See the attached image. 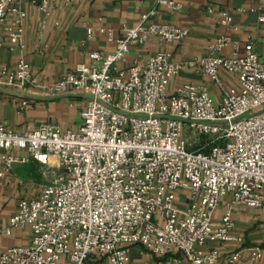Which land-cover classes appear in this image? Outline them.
Wrapping results in <instances>:
<instances>
[{
  "label": "built area",
  "instance_id": "built-area-1",
  "mask_svg": "<svg viewBox=\"0 0 264 264\" xmlns=\"http://www.w3.org/2000/svg\"><path fill=\"white\" fill-rule=\"evenodd\" d=\"M80 1L0 0V31L21 48L25 2L49 16ZM155 2L182 8L179 0ZM157 13L153 8L142 14L119 37L108 30L111 52H90L89 62L52 82L33 76L22 55L14 66L0 65V87L86 96L77 129L42 122L16 132L0 124V177L29 158L52 166L54 156L59 168L36 197L19 201L9 225L29 226L32 237L1 250L0 264H85L92 255L130 264L128 247L134 244L156 256L178 250L187 264H234L241 258V250L221 255L209 245L240 239L233 232L235 206L264 209V55L250 42L243 53L232 42L230 54L222 55L231 44L223 34L203 56L175 61L158 51L120 67L130 49L151 36L167 44L187 36V29L159 20ZM219 14L222 25L231 23L226 11ZM258 20L264 21V7ZM185 69L199 70L213 87L185 83L169 92ZM185 125L211 137L188 150ZM247 250L249 264H257L262 249Z\"/></svg>",
  "mask_w": 264,
  "mask_h": 264
},
{
  "label": "crops",
  "instance_id": "crops-1",
  "mask_svg": "<svg viewBox=\"0 0 264 264\" xmlns=\"http://www.w3.org/2000/svg\"><path fill=\"white\" fill-rule=\"evenodd\" d=\"M179 11L157 6L155 0H81L70 8L59 7L45 16L35 4L25 2L27 15L22 37L23 47L12 45L5 32L0 31V65L14 66L22 55L29 64L33 76L43 82L62 78L79 62H89V53H109L114 46L107 40L108 30L114 37L122 35L125 28L134 27L145 14L156 8L161 21L188 30L187 36L178 44H167L155 36L146 43L130 49L126 59L118 63L122 68L130 67L137 58L165 51L175 61L187 60L206 55L208 44L220 35H228L231 44L221 54L231 52L236 42L239 52L252 43L259 55H264V21L258 20L264 0H179ZM221 10L232 18L229 25L220 23ZM92 29L89 35L87 29ZM210 80L199 70L185 69L174 77L169 92L185 83ZM216 92V89H212ZM26 105L22 107L21 102ZM86 96L76 92L45 94L27 88L23 91L0 87V124L6 129L24 132L42 122H55L63 130L77 129L81 123L80 113L85 107ZM27 156L26 152H22ZM54 164L48 166L32 158L26 162L14 163L9 173L0 177V251L14 245L30 242L32 231L29 226H10L9 219L16 212L19 201L36 197L45 181L57 170V159L50 157ZM2 164L0 163V171ZM183 203L182 199L177 200ZM224 204V203H223ZM224 205L219 206L215 215H221ZM260 208L235 206L232 212L234 234L240 239L225 246L212 243L221 255L241 250V258L234 264H249L250 247L262 249L257 264H264V216ZM130 264H187L183 254L171 250L165 256H156L141 245L128 247ZM59 264H62L60 262ZM85 264H111L106 258L90 256Z\"/></svg>",
  "mask_w": 264,
  "mask_h": 264
},
{
  "label": "rangeland",
  "instance_id": "rangeland-1",
  "mask_svg": "<svg viewBox=\"0 0 264 264\" xmlns=\"http://www.w3.org/2000/svg\"><path fill=\"white\" fill-rule=\"evenodd\" d=\"M183 137L185 138V139H187V141H189L190 143H189V146L187 145V149L188 150H193V149H198L199 147H201V145H203L207 140V138H210L211 136L210 135H207V136H204V135H199V134H197V133H194V132H192L191 130H190V128L187 126V125H185L184 126V133H183ZM208 149H209V147H205L203 150L204 151H208ZM59 168H57V170H58ZM56 170V171H57ZM48 183H50V178H48V180L47 181H45V184H44V186L46 185V184H48ZM180 193H182V190L181 189H178L177 190V194H180ZM224 203V201L222 200L221 202H220V204H219V206H222V205H224L223 204ZM179 204H183V203H179ZM219 206H218V208H219ZM259 210H261L262 212H263V216H264V209H259Z\"/></svg>",
  "mask_w": 264,
  "mask_h": 264
}]
</instances>
